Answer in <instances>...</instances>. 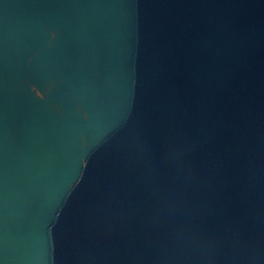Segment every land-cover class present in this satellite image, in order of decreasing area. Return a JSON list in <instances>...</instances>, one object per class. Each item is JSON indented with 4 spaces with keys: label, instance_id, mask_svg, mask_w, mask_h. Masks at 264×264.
I'll use <instances>...</instances> for the list:
<instances>
[{
    "label": "water",
    "instance_id": "95a60500",
    "mask_svg": "<svg viewBox=\"0 0 264 264\" xmlns=\"http://www.w3.org/2000/svg\"><path fill=\"white\" fill-rule=\"evenodd\" d=\"M0 264H264V0H0Z\"/></svg>",
    "mask_w": 264,
    "mask_h": 264
}]
</instances>
